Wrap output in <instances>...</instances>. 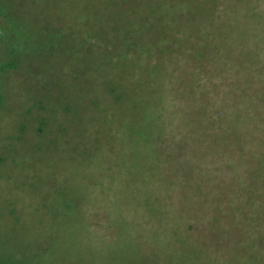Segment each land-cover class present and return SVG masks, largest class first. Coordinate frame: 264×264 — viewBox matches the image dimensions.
Masks as SVG:
<instances>
[{
  "label": "rangeland",
  "instance_id": "374dc122",
  "mask_svg": "<svg viewBox=\"0 0 264 264\" xmlns=\"http://www.w3.org/2000/svg\"><path fill=\"white\" fill-rule=\"evenodd\" d=\"M12 58L1 259L264 264V0H0Z\"/></svg>",
  "mask_w": 264,
  "mask_h": 264
},
{
  "label": "trees",
  "instance_id": "16d2710c",
  "mask_svg": "<svg viewBox=\"0 0 264 264\" xmlns=\"http://www.w3.org/2000/svg\"><path fill=\"white\" fill-rule=\"evenodd\" d=\"M27 40H28V37L25 36L24 39L20 43L10 46L8 50L9 54L11 56H16V54H19L20 52H22L27 46ZM15 68H16L15 58H12L9 63L1 65L0 74L7 70H11ZM3 102H4V95L2 91V85L0 82V108L3 105ZM0 264H10V263L7 262L5 259L0 258Z\"/></svg>",
  "mask_w": 264,
  "mask_h": 264
}]
</instances>
